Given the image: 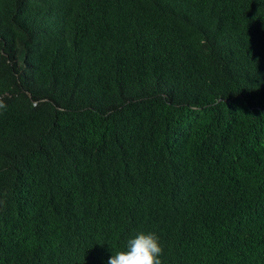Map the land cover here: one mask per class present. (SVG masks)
Returning <instances> with one entry per match:
<instances>
[{
    "label": "trees",
    "instance_id": "16d2710c",
    "mask_svg": "<svg viewBox=\"0 0 264 264\" xmlns=\"http://www.w3.org/2000/svg\"><path fill=\"white\" fill-rule=\"evenodd\" d=\"M0 264H264V0H0Z\"/></svg>",
    "mask_w": 264,
    "mask_h": 264
},
{
    "label": "clouds",
    "instance_id": "9594fccd",
    "mask_svg": "<svg viewBox=\"0 0 264 264\" xmlns=\"http://www.w3.org/2000/svg\"><path fill=\"white\" fill-rule=\"evenodd\" d=\"M7 105L0 97V109ZM163 248L155 233L140 232L127 242L125 251L112 255L107 264H162Z\"/></svg>",
    "mask_w": 264,
    "mask_h": 264
}]
</instances>
